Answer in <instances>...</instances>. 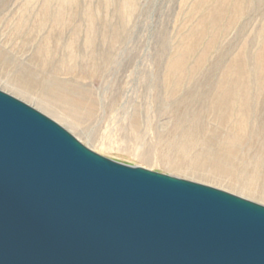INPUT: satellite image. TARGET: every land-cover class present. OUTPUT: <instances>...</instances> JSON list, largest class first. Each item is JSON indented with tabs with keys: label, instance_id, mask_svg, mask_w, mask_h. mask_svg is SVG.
<instances>
[{
	"label": "rangeland",
	"instance_id": "374dc122",
	"mask_svg": "<svg viewBox=\"0 0 264 264\" xmlns=\"http://www.w3.org/2000/svg\"><path fill=\"white\" fill-rule=\"evenodd\" d=\"M69 79L84 97L46 89ZM0 90L106 158L264 205V0H0Z\"/></svg>",
	"mask_w": 264,
	"mask_h": 264
},
{
	"label": "water",
	"instance_id": "95a60500",
	"mask_svg": "<svg viewBox=\"0 0 264 264\" xmlns=\"http://www.w3.org/2000/svg\"><path fill=\"white\" fill-rule=\"evenodd\" d=\"M0 264H264V205L106 158L0 90Z\"/></svg>",
	"mask_w": 264,
	"mask_h": 264
},
{
	"label": "bare ground",
	"instance_id": "6f19581e",
	"mask_svg": "<svg viewBox=\"0 0 264 264\" xmlns=\"http://www.w3.org/2000/svg\"><path fill=\"white\" fill-rule=\"evenodd\" d=\"M39 53V52H38ZM38 55V54H37ZM40 56V55H39ZM36 59V58H35ZM41 59V58H40ZM34 60V59H33ZM42 60V59H41ZM38 61V60H37ZM45 62V65H46V61ZM42 64V63H41ZM40 65V63H39ZM40 67V66H39ZM44 68V65L42 66ZM46 68V67H45ZM42 69V68H41ZM172 69V70H171ZM171 71L172 72H178L180 70H182V65H181V60H178V61H175L174 63H172L171 65ZM52 79H55V77H52ZM50 81H51V78H50ZM71 79H69L68 81H64L63 85L61 86L60 83L58 82H55V81H52V83H50L49 87L46 88L47 91L51 92V93H54L58 96H63V97H66L67 99L69 100H72V98H74V100H79L81 97H84V94H80V91L77 90V92L73 91L74 90V87H73V83L70 82ZM69 82V83H68ZM237 83V82H236ZM48 85V84H47ZM60 85V86H59ZM230 89V93H227L226 91L223 93L224 94V99H229L231 97V90L232 88H229ZM60 91V92H59ZM72 95V96H71ZM242 96H244L243 94H241ZM223 96V95H222ZM71 97V98H70ZM88 101V100H87ZM226 101V100H225ZM229 101V100H228ZM234 144V143H233ZM233 144H229V143H226V149H233Z\"/></svg>",
	"mask_w": 264,
	"mask_h": 264
}]
</instances>
